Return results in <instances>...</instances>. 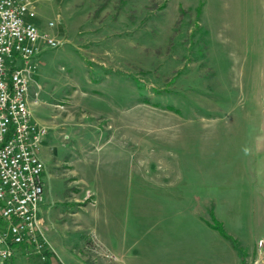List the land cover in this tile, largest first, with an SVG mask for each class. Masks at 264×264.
Returning <instances> with one entry per match:
<instances>
[{
    "label": "rangeland",
    "instance_id": "374dc122",
    "mask_svg": "<svg viewBox=\"0 0 264 264\" xmlns=\"http://www.w3.org/2000/svg\"><path fill=\"white\" fill-rule=\"evenodd\" d=\"M263 1L32 0L57 40L39 42L28 96L45 127L35 219L47 244L3 264H48L49 241L64 264L110 256L106 231L147 261L214 237L243 261L264 214L248 185L264 161L249 150L264 135Z\"/></svg>",
    "mask_w": 264,
    "mask_h": 264
},
{
    "label": "built area",
    "instance_id": "2783aa9c",
    "mask_svg": "<svg viewBox=\"0 0 264 264\" xmlns=\"http://www.w3.org/2000/svg\"><path fill=\"white\" fill-rule=\"evenodd\" d=\"M33 15L32 0H0V263L16 244L36 251L47 244L35 219L44 167L37 151L45 127L31 118L23 96L30 93L39 42L57 40L32 22Z\"/></svg>",
    "mask_w": 264,
    "mask_h": 264
},
{
    "label": "crops",
    "instance_id": "0c3cea01",
    "mask_svg": "<svg viewBox=\"0 0 264 264\" xmlns=\"http://www.w3.org/2000/svg\"><path fill=\"white\" fill-rule=\"evenodd\" d=\"M259 8H262L260 10H264V1L259 5ZM33 23H35L32 20ZM44 30L43 28H40ZM253 132L252 140L249 143V150H253L254 152H260L264 157V135L258 139L255 135V131ZM244 150V149H243ZM38 156L41 158V160L44 163V153L41 150L37 151ZM251 163V159H250ZM250 168V177L248 180V185L250 186L249 189V196L254 200L255 202L259 200H264V161L262 163H256L255 159H253L252 166L249 164ZM44 169V167H43ZM239 169V168H238ZM261 171L262 177L259 179L253 176L256 171ZM43 171V170H42ZM254 171V172H253ZM47 176L49 174H52L50 172H45ZM252 173V176H251ZM45 174L42 175L43 180L41 183H46ZM258 187V189H257ZM251 188L253 196L251 197ZM261 196L259 198V196ZM95 199V197H93ZM255 214H253L254 221L256 226L258 227L259 231L258 236L255 238V241L253 239V242L251 246L247 249V252L244 254L243 261L241 262L237 255H232L228 259L226 258L225 254L227 252L225 242L219 241L217 238H212L213 240H209V244L212 245L206 248L204 251L201 249H198L196 251V254H187L178 245H171L164 244V247L156 249L155 255L153 254V261H147L145 259H140L138 257H135L138 254V250L133 247L128 241L126 243V237L122 235L119 239H117L112 231H106V236L109 240L106 241V238H103L102 233H100V247L105 248L106 254L110 256L105 257H93V255L90 257L87 262H83L81 260L82 256H88V255H80L76 258H73L74 264H264V234L262 230L264 229V214L262 210H254ZM41 224V219H40ZM38 225V224H37ZM38 228L40 226L38 225ZM41 230V229H40ZM98 233V232H97ZM258 239H262V242L260 244H257ZM51 251H48V254H51L49 259L48 257L45 258L48 261V264H64L56 255L54 248L50 241L48 242ZM169 243V242H168ZM95 249V248H93ZM234 249L230 250L233 251ZM34 252L31 250V246H25L22 244H16L14 246V251L11 254L12 256L16 252ZM84 251V250H83ZM227 252L231 255V252ZM233 253H235L233 251ZM17 254V253H16ZM89 254V253H87ZM10 255V256H11ZM47 256V255H46ZM45 256V257H46ZM156 258V259H155ZM8 259V258H7ZM3 264V263H1Z\"/></svg>",
    "mask_w": 264,
    "mask_h": 264
},
{
    "label": "trees",
    "instance_id": "16d2710c",
    "mask_svg": "<svg viewBox=\"0 0 264 264\" xmlns=\"http://www.w3.org/2000/svg\"><path fill=\"white\" fill-rule=\"evenodd\" d=\"M212 220H213V223H211V226L213 227V228H215L216 230H218L219 231V233L223 236V237H225V238H227V239H230V237L223 231V229H222V227H221V224L219 223V221H217V220H214V218L212 217ZM6 260V259H5ZM4 260V261H5ZM3 261V262H4ZM2 262V263H3Z\"/></svg>",
    "mask_w": 264,
    "mask_h": 264
},
{
    "label": "bare ground",
    "instance_id": "6f19581e",
    "mask_svg": "<svg viewBox=\"0 0 264 264\" xmlns=\"http://www.w3.org/2000/svg\"><path fill=\"white\" fill-rule=\"evenodd\" d=\"M28 96L29 95H24L23 96V103L28 104Z\"/></svg>",
    "mask_w": 264,
    "mask_h": 264
}]
</instances>
